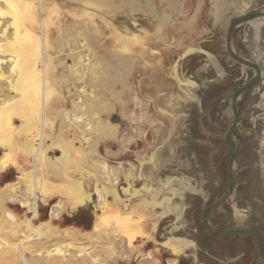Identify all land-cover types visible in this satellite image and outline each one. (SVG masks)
I'll list each match as a JSON object with an SVG mask.
<instances>
[{
    "label": "rangeland",
    "instance_id": "1",
    "mask_svg": "<svg viewBox=\"0 0 264 264\" xmlns=\"http://www.w3.org/2000/svg\"><path fill=\"white\" fill-rule=\"evenodd\" d=\"M76 1L79 3L78 0ZM144 1L141 0L142 3ZM166 1L168 2L166 3ZM72 2L73 0H46L44 27L37 33L41 38L43 32L46 35L47 79L50 81L51 87L56 90L51 96L54 102L50 104V107L60 106L61 100L60 111L71 109L78 117L81 115L74 99L79 95L80 79L84 72V67H82L84 48L80 49L76 56L71 53V50H79V46L72 43V34L76 30L74 28H77L85 35L88 34L86 42L93 51L91 61L97 60L92 74L95 81H89L86 84L87 97L91 98L96 106L93 110V118L91 117L92 121L96 120L94 123L98 127L97 135L91 141L95 150L94 154L96 158L103 160L106 166L118 170L119 179L114 187L118 190L120 198L116 201L128 204L131 209L136 208V213L143 217L141 222L145 225L146 232L132 235L129 241V234L124 231L126 224L132 227L131 223H127V219L123 216L119 219L114 218L115 215L121 213L118 212V209L121 210V206L119 205L117 208V202L113 200L111 192L102 191L105 202L107 201V205L105 203L102 206L105 212H102L99 205L96 208L95 192L97 188L100 189V185L95 186L94 179H100L97 168L95 170L90 168L88 164L91 163L87 161L82 169L70 171L72 181L83 174L84 192H86L84 196L89 194V199L94 200L83 209L70 208L67 198L60 194L46 198V201L39 203L37 214L33 215L30 208L23 207L19 203L18 199L21 193L19 189H17V196L14 200L0 198V264H14L13 261L7 259L8 256L2 254L1 246L7 242L8 246L11 245L20 251L25 246V238L32 250L31 257L35 261H57L61 256L59 250L71 246L72 254H82L78 256L82 260L77 257L73 258L74 264H169L170 255L160 251L161 247L159 246L165 238L173 237L181 239L185 251H189L191 248H200L201 251L199 250L197 256L200 262L206 264L212 262L211 255L219 258H232L237 251H241V255H247L242 264H250L254 242H258L254 235L226 236L217 234L207 228L201 219L202 210L219 199L228 186L226 155L229 159L232 157L229 154L230 145L224 136L227 130L225 129L226 123H219L215 106H209L211 109L206 107L205 110L199 111L194 102L191 105L188 101L183 103L179 87L174 84L170 73H166L169 66L174 65L182 80L190 77L201 89L205 90L206 87V91L211 94L205 100L212 101L219 94H225L223 95L226 96L225 98L228 96L232 98V93L241 86H238L237 80L232 82L217 80L218 77L213 74L214 67L210 66L208 59L199 51L192 55L183 53L189 45L199 46L205 52L215 54L219 58L218 62L227 67L231 65L229 62L236 63L225 50L224 37L230 19L241 14V8L235 10L232 7L233 0H153L159 14L168 12L171 15L163 24L161 31L165 36V45L157 47L158 50L160 48L159 54L163 67L154 75V71L150 69V61L143 65V55L139 49H135L131 53L121 50V43L117 40V35L112 27L106 28L101 21V15L94 13V20L87 21L82 13L83 7L81 8L78 3H76V7H73ZM249 2L248 7L252 4L253 7L257 5L256 8L261 10L264 8V0H249ZM242 3H245V0H242ZM33 4L38 16L39 10L36 6L39 4V0H33ZM88 6L94 8L91 5ZM130 11L127 6L119 4L112 14L115 17L125 18L131 16L132 12ZM20 12L22 14L18 17L20 22L24 26L28 25V13L30 24H32L31 10L29 9L27 12L26 9V13L23 10ZM194 12L195 15L192 16ZM217 12L223 13L225 16L217 19L215 15ZM261 17L264 18V16ZM252 20L254 19L247 21ZM237 35L232 33L230 39V47L232 43L236 49L233 53L257 66L254 61L256 59L249 53V49L252 48L249 45L254 42L252 40H258L259 36L249 39L250 37L247 35L245 36L247 40L243 38L242 40H245L241 42L240 36L238 35L239 38H237ZM249 35L252 36V33ZM241 43L248 46L241 48ZM143 45L147 49L154 47L148 42ZM137 46L141 47L142 45L138 43ZM237 64L240 63L237 62ZM245 66L252 71L245 82L247 83L253 77L255 81L259 74L258 66L257 69ZM210 76L215 77L213 82H211ZM180 101L183 104H180ZM210 103L212 104V102ZM241 104L235 106L239 118L245 116L249 105V103H244L243 106H240ZM157 107L163 108L176 118L161 114L157 111ZM187 109H190L191 117L187 121H182L180 115L186 113ZM225 116L227 119L234 118L231 102ZM113 117H116V121H112ZM84 119L85 116L82 114L78 120L79 123L83 124ZM221 132H223L222 137ZM248 135L250 136V134ZM237 139L240 143L235 146L234 151L236 148L239 151H235L236 154L233 156L232 162L231 160L228 162L231 171L236 174L232 189L236 191L234 193L236 199H233L236 202L227 201V197L225 201L209 211L207 222L222 230H227L224 224L236 225L239 222L240 225L237 229L256 231L261 236V240L257 243L256 264H264L263 224H260L259 228L257 223H253L256 221V218L252 217L253 212L248 210L246 212L244 207V201L249 202L251 207H255L258 205L256 199L260 198L262 206L260 205L259 210L264 213V175H260L257 168L258 165L259 168L261 167L260 170H264V165L260 162L256 165L255 154H253L254 152L250 153L254 150L252 138L237 136ZM79 142L82 150H85L87 144ZM41 145L44 147L46 143L43 141ZM76 145H78L77 142ZM54 149L56 153L50 152V159L58 154V146L55 145ZM150 157L154 162L148 161ZM17 162L22 168L21 174H19L20 170L11 163L3 170L6 171L5 173L0 171V193L4 192L3 185L6 182H21L23 175L33 168L21 155L18 156ZM36 168L39 170L38 166ZM137 174H141V178L136 176ZM132 175L133 177L130 178ZM169 176L174 178L173 188L161 189L158 180ZM56 177L58 179L49 178L56 182V185L63 186L65 182L61 180L62 177ZM178 177L184 179L192 177L198 181L202 179L203 192L208 194L207 200L201 199L193 203L186 191L178 194L176 192L179 187ZM131 181L132 188L145 190L140 193V200L134 199V197L129 199L122 192V188ZM18 184L23 192L22 195H27L23 185ZM156 188H159L158 191ZM59 201L62 202V206L58 209L57 217L49 216V211ZM142 201L145 204H141ZM157 202L169 204L174 208L170 209L166 215L160 216L162 207L158 206ZM149 206H154L155 212H149V209H146ZM229 207H233L232 211L240 216L239 220L232 221L229 216ZM5 210L15 214L19 221H27L29 227L26 229L25 235L13 233L10 226L12 223L8 219L5 220ZM113 218L116 221H113ZM94 222L101 223V229L94 230L92 228ZM153 223H155L154 229L151 227ZM237 238L242 240L238 242ZM27 252L25 251V253ZM89 254L96 256L98 262L92 261ZM176 264H192L190 253L178 260Z\"/></svg>",
    "mask_w": 264,
    "mask_h": 264
},
{
    "label": "bare ground",
    "instance_id": "2",
    "mask_svg": "<svg viewBox=\"0 0 264 264\" xmlns=\"http://www.w3.org/2000/svg\"><path fill=\"white\" fill-rule=\"evenodd\" d=\"M78 1L79 3L76 0H73L72 5L73 7H76V3H78L81 8L83 7L82 13L87 21H93L94 13H97L101 15V21L107 29L112 27L117 35V40L121 43L120 48L123 52L131 53L133 50L139 49L140 53L143 55V65H146V63H149L148 61H150V69L151 71H154V75L162 70L163 64L161 61V55L159 54L160 48L158 50L157 47L165 45V36L162 35L161 31L163 30V24L169 19V16L171 17L168 12L165 14H159L160 12H157L153 0H145L144 3H142L141 0H119L117 2L114 0ZM45 2L46 0H39V4L36 6L39 10L37 16L33 0H0V171L1 173H5L6 171L3 170L11 163L20 170L19 174H21L23 171L19 162H17L18 156L20 157V155L33 166L28 173L23 175L21 182H6L3 185L5 190L3 193H0V198L14 200L17 196V189H19L21 191L18 199L19 203L23 207L30 208L33 215L37 214V206L39 203L46 201V198L48 199L54 195L58 196L60 194L67 198L70 208L83 209L90 202H94V200L89 199V194L84 196L86 192H84L83 174H81L82 176L78 177L75 181H72L70 171H72V169H82L84 164H87V161H89L91 164H88V166L93 170L97 168L99 174L98 177L100 179H94L96 181L95 186L100 185V189L97 188L95 192L97 201L95 205L96 208L97 205H99L102 212H105V209L102 206H104L105 203L107 205V201L105 202L102 191L111 192L110 194H112L113 200L117 202L116 200L120 198V194L114 185L119 179V172L118 170H113L106 166L103 160L101 161L96 158L94 154L95 150L91 144L92 139L97 135L96 131L98 130V127L94 123L96 120H91V117L93 118V110H95L96 106L92 99L87 97L86 84L87 82H93L94 80L92 74L97 60L95 62L91 61V58H93V51L86 42V36L88 34L85 35L79 29L74 28L76 30H74V33L72 34V43H76V46H79V50H71V53L73 56H76L80 49L84 48L82 52L84 62L82 67H84V72L80 79L81 84L78 89L79 95L74 99V103L80 109L81 115L84 114V123H79L78 120L81 118V115L78 117L73 110H64V112L60 111L59 109L62 107L61 100L60 106L50 107V104L54 102L51 96L56 90L54 87H51L50 81L47 79L48 60L46 35L43 32L41 38L37 34L38 30L41 31L44 27V13L46 12ZM167 2L168 1H166V3ZM249 3V0H245V3H242V0H233L232 7L235 8V10L236 8H241L242 12L241 14L239 13V15L256 9L261 11L260 8H256L257 5L253 7L251 4L249 8L247 6ZM119 4L127 6L129 11L131 10L130 12L132 13L130 17L119 18L112 14L115 7H118ZM88 5H91L94 8H91ZM105 6L108 8H103ZM26 9L27 12L29 9L31 10L32 24H30V17L27 13L28 25L24 26L18 17H20V11L23 10L26 13ZM262 10H264V8H262ZM194 15L195 12L192 16ZM215 15L217 19L218 17L222 18L225 16L220 12H217ZM191 19L193 20V18ZM253 19L254 20L252 21H244L236 24L232 32L233 34H238L240 36L239 38L237 35V38H239L241 42L245 39L247 40V37H245L247 35L250 37L249 39L259 36L258 40H252L254 41L252 43L253 46H251L252 44L249 45L252 47L249 49V53L254 59H256L254 61L259 68V74L257 79L249 84L247 87L248 89L238 94L235 98V106L236 104L238 105L241 103L240 106H243L244 103H249V105L245 116L237 118V121L231 130V136L234 138L231 137V139L233 140L235 148L236 142L237 146L240 143L237 136H241L242 138L243 135L247 138H252V145L254 147L252 152L255 154L256 164H259L260 162L264 165V18L257 16ZM249 33H252V36L249 35ZM243 38L245 39L242 40ZM145 42L153 44L154 47L147 49L145 45H143ZM138 43L142 46L138 47ZM240 46L241 48L245 47L243 43H241ZM231 50L236 51L232 43ZM196 51H199L200 54L207 58L210 62V66L212 65L214 67L213 70L215 72H213V74L218 77L217 80L222 82H225V80H228V82L237 80L239 82L238 86L246 84V78L252 71L248 70L245 65L241 63L237 64V62H229L231 65L227 67L221 62H218L219 58L215 54L205 52V50L199 46L195 47L189 45L184 50L183 54L192 55ZM147 66L150 65L147 64ZM166 73H170L174 84L179 87V92L183 97V103L188 101L191 105L193 104L192 102H194L199 111L202 109L205 110L206 107L210 108L209 106H215L216 116L219 123H226L225 129H229L234 118L227 119L225 113L229 110L230 102L232 105L231 96L225 98L226 96H223L225 94H221L216 99L212 101L208 99L205 102L206 97L211 94V92L206 91V87L204 88L205 90L201 89L200 86L195 84L190 77L189 79L182 80L181 76L176 72L174 65L169 66ZM211 76V82H213L215 77L212 78ZM215 92L217 93V91ZM68 95H70V93H68ZM221 96L223 98H219ZM154 101L157 100L154 99ZM210 102H212V104ZM183 103L180 101V104ZM157 111L163 115L167 114L174 119L176 118V116L172 114L170 115V113L161 107H157ZM189 111L190 109H187L185 110L186 113H181L180 117L182 116V121H187L191 117ZM248 134H250V136ZM222 135L223 132H221V137ZM43 141L46 143L44 147L41 145ZM79 141L87 144L85 150H82ZM76 142L78 145H76ZM55 145L58 146V154L56 156L53 154V159H50V152L56 153L54 149ZM235 151H239V149L236 148ZM235 151L233 152V156L236 154ZM234 159L236 158L234 157ZM230 160L232 162L233 157L232 159H229V162ZM148 161H151V163L154 162L152 157H150ZM36 166L39 167V170ZM260 172V175L262 174L263 176L264 170H260ZM56 176L62 177L61 180L65 182L63 186H58L56 185V182L50 180V178L58 179ZM136 176L141 178V174H137ZM132 177L133 175L130 178ZM234 178H236V174ZM100 181L101 183H99ZM158 181L161 189L173 188V177L169 176ZM177 181L179 182V187L176 190L178 194L186 191L189 198H191L190 201L193 203L201 199H204L205 201L207 200L206 197L208 194L203 192L204 185L202 179L201 181H198L192 177H186V179L178 177ZM18 183L23 185L24 190L28 193L27 195H22L23 192ZM157 189L159 188H156V191H158ZM144 191L145 190L142 191L141 188H132V181L129 182L126 187L122 188L123 194L128 196L129 199L134 197V199L140 200V193H143ZM235 192L236 191H232L230 193L227 201L232 203V200L236 199L234 198ZM259 199L260 198L256 199L258 205L255 207H251L249 202L246 203L244 201V207L246 212L247 210L251 211V213L253 212L252 217L256 218V221L253 223H257L260 228V224H263L264 227V213L259 210L261 205ZM116 204L118 205L117 208H119V205L121 206V210L118 209V212H121L122 214H117L114 218L119 219L123 216L127 219V223H131L132 227L126 224L124 231V233L129 234V241L130 238H132V235L146 232L145 225L141 222L143 217L136 213L135 207L131 209L126 203L123 204L117 202ZM141 204L145 203L142 201ZM156 204L162 207L160 216L166 215L170 209L174 208L163 202H157ZM61 206V201L55 203L49 211V216L53 215L57 217L58 209L61 208ZM146 209H149V212H155L154 206H149ZM232 209L233 207L228 208L230 213L229 216L232 221L239 220L240 216H237L236 212H233ZM4 214L5 220L8 219L12 223L10 226L13 229V233L25 235L26 229L29 227L27 221H19L15 214L8 210H5ZM114 218L112 220L116 221ZM106 220L108 222L109 219L107 218ZM206 223L210 228L218 229L215 226L209 225L207 219ZM239 225L238 222L236 225L230 224L229 226L237 228ZM151 227L154 229L155 223H153ZM92 228L94 230L101 229V223L94 222ZM241 240L242 239L237 238L238 242ZM260 240L261 236L258 235L257 243H259ZM25 241V246H23L20 251H17V249L11 245L8 246L9 243H4V245L1 246L3 249L2 254H5L6 257L8 256L7 259L13 261L14 264H74L73 258H79L78 256L82 255L72 254V248L69 246L63 250H59V255L61 256L57 261H35V259L31 257L32 250L28 245L29 242H27L26 238ZM233 241L236 242L235 240ZM200 246L203 247L202 245ZM159 247H161L160 251H164L170 255L168 258L169 264H176L178 260L185 257L187 253H190L192 264H206L197 259L200 248L196 247L194 249L191 248L189 251H185L181 244V239L175 237L168 239L165 238L160 242ZM25 251L28 252L25 253ZM206 253L211 255L208 252ZM211 256L210 259L212 262H208V264H242L243 259L247 258L246 254L241 255V251H237L232 258ZM89 257L95 263L98 262L96 256L89 254ZM79 260L82 259L79 258Z\"/></svg>",
    "mask_w": 264,
    "mask_h": 264
},
{
    "label": "water",
    "instance_id": "3",
    "mask_svg": "<svg viewBox=\"0 0 264 264\" xmlns=\"http://www.w3.org/2000/svg\"><path fill=\"white\" fill-rule=\"evenodd\" d=\"M257 16H264V10H254V11H251V12H247V13H244L242 15H238V16H235L233 18L230 19L227 27H226V31H225V37H224V45H225V50L227 52V54L236 62L238 63H241L243 65H247V66H250V67H254L255 69H257V66L254 64V63H251L249 61H246L244 59H241L240 57H237L233 51L231 50V47H230V39H231V35H232V32H233V28L236 24H239L243 21H247V20H250V19H253ZM254 77L251 78L249 81H247L246 84L244 85H241V87H239L237 90H235L233 93H232V108L234 110V119H233V122L231 123L229 129L225 132V138L227 139L229 145H230V156L233 157V151H234V143H233V140L231 139V130L234 126V124L236 123L237 121V118H238V113H237V110L235 109V104H234V101H235V98L237 96V94L239 92H243L244 90L247 89V87L249 86V84L251 82L254 81ZM112 121H116V117H113L112 118ZM226 159H227V172H228V176H229V182H228V186H227V189L225 191V193L219 198L217 199L216 201L210 203L209 205H207L203 210H202V214H201V219L203 221V224L208 227L209 229L215 231L216 233L218 234H221V235H226V236H232V235H237V234H249V235H254L257 239H258V235L255 231H252V230H249V229H237V230H222V229H214V228H210L207 223H206V219H207V214L210 210H212L213 208H215L216 206H218L221 202H223L228 196L229 194L231 193L233 187H234V177H233V172L231 171V167H230V163L229 162V159L227 158V155H226ZM256 261H257V241L254 242V245H253V248H252V252H251V261H250V264H256Z\"/></svg>",
    "mask_w": 264,
    "mask_h": 264
},
{
    "label": "flooded vegetation",
    "instance_id": "4",
    "mask_svg": "<svg viewBox=\"0 0 264 264\" xmlns=\"http://www.w3.org/2000/svg\"><path fill=\"white\" fill-rule=\"evenodd\" d=\"M219 95H221V94H219ZM208 100V99H207ZM207 100H205V102L207 101ZM203 106H204V103H203ZM202 106V107H203ZM202 107H201V109H202ZM225 134V133H224ZM231 137H233V136H231ZM242 137H243V135H242ZM234 138V137H233ZM236 145H237V142H236ZM235 145V146H236ZM252 151H250V153H251ZM254 154V153H253ZM256 163V162H255ZM257 165V164H256ZM257 168H258V172H260V168L258 167V165H257ZM261 173V172H260ZM259 173V174H260ZM262 175V174H261ZM234 176H235V173H234ZM234 180H235V178H234ZM233 191V190H232ZM231 191V192H232ZM220 197V196H219ZM215 225V224H214ZM224 227H226L227 228V230H235V229H237V228H233V227H231V226H229V225H227V224H224ZM231 228H233V229H231Z\"/></svg>",
    "mask_w": 264,
    "mask_h": 264
}]
</instances>
